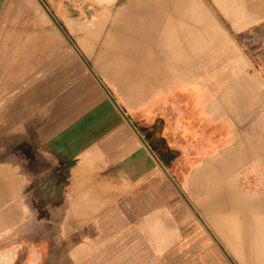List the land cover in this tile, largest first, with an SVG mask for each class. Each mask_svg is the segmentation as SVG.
<instances>
[{
    "label": "crops",
    "instance_id": "1",
    "mask_svg": "<svg viewBox=\"0 0 264 264\" xmlns=\"http://www.w3.org/2000/svg\"><path fill=\"white\" fill-rule=\"evenodd\" d=\"M65 1L0 0V254L18 247L17 264H224L231 242L264 243V194L235 185L243 163L264 173V73L236 22L243 6L183 0L189 12L201 3L209 32L176 15L179 46L152 72L170 78L191 64L189 78L162 88L145 80V48L114 34L129 30L139 45L170 0H126L114 26L113 4L125 0H105L90 23L61 14L54 3ZM195 145L206 151L196 166Z\"/></svg>",
    "mask_w": 264,
    "mask_h": 264
},
{
    "label": "rangeland",
    "instance_id": "2",
    "mask_svg": "<svg viewBox=\"0 0 264 264\" xmlns=\"http://www.w3.org/2000/svg\"><path fill=\"white\" fill-rule=\"evenodd\" d=\"M229 1L233 2L234 5L236 7H239L240 9H241L240 5L243 6L242 11L239 12L240 17L237 18L236 22L246 32L244 35H246L247 42H251V46H248L247 52L249 53L250 57H252V59L257 63L259 69L264 73V0H229ZM197 2H195L193 8L189 9L192 10L189 12L186 9L187 2L183 0H170L166 10L163 12L162 16L160 17V28L147 31L144 37L142 35L139 41L140 42L139 45L132 44L133 42H131L132 39L129 30L118 29L117 33L114 34L115 37L118 36L119 38H121L122 42L128 44L131 43V45L135 47L140 46L145 48V57L147 61L146 69H145V80L147 84L150 85V87L153 86L154 79H157L156 81H158L156 82V86L157 87L160 86L163 88L175 78H181L182 81L184 82H186V80L189 78V73L187 72V70L189 69L191 64L187 66L185 69H182L180 75L172 76L170 78L156 77L154 76L152 70L155 67H157L159 63L165 65V63L162 61V58L168 53L174 55L176 49L179 46V44H177L178 43L177 41L179 40L177 39V35L175 34V30H174L175 25H177V22H179V19L176 18V15H179L183 18L187 17L193 19L194 21L200 24V27L204 28V30L209 32V30L205 28L206 25L204 24V22H202L199 19V17H197L196 13H198L199 15L201 14L200 16L206 19V17L202 13L203 8L201 7V3L199 1ZM54 4H58L57 6H59L60 8L59 12L61 14H65L68 16H76L77 18L79 17V20L81 22L86 21L85 23H90L91 21H93L94 20L93 15L95 14L94 12L96 10H101L106 6L105 0H103V2H99V0H67L65 2H57V3L55 2ZM127 4L128 2H126V0L118 3L115 2L113 4L114 21L112 26H114L115 22L117 21V18L122 12L121 10ZM84 11L88 15L80 17ZM216 31L217 29L214 28L213 31L211 30L210 32L211 34L209 33L212 38L211 39L212 43L217 42L218 36L217 33H215ZM182 38L184 40L182 46L186 47L185 51H187L188 49L191 48L190 47L191 36L184 34L182 35ZM193 41L194 42H192V44L195 45L196 41L194 39ZM234 48L235 45L233 43L230 46L227 43V47H226L227 57L229 56L230 52L233 53ZM166 50L168 52H165ZM184 54L186 53L184 52ZM160 57L161 60L159 59ZM197 75L199 76L197 80L201 81L200 69L197 71ZM263 97H264V93H263ZM263 114H264V109H260L258 113V118L260 119L263 116ZM258 125H260V123ZM249 132L254 134L257 132V130L253 129L250 130ZM242 133L245 134L246 131L243 130ZM195 138L196 135L194 136V139ZM192 150L194 151L191 154V157H193L194 159L192 163L194 164V166L200 165L201 160L205 155L206 151H202L201 147H199L198 145L193 146ZM186 168L187 167L185 166V164L179 165V169L182 171L179 180L183 186H189L190 184H192L191 176L189 174L185 176ZM262 170L263 169L256 170L254 168V163H252L251 161L243 163L241 166V174L237 179H235V185L240 187V189L245 188V190L249 191L250 194L258 193V195H263L264 189L261 184V181L262 178H264V173L262 172ZM198 184H200V181L198 182ZM263 233H264L263 228L262 229L259 228V234H263ZM20 244L22 243L19 242L18 245ZM48 244L51 247V253L53 255V253L55 252V250L53 249H55L54 246L56 243L49 242ZM226 244H227L226 247L227 246L229 247L230 244L229 243ZM17 248L18 247L13 249L11 253H10V249L1 252L0 262L4 264H17V262H19V258L21 255L20 254L21 252ZM262 253H264V243L262 242L255 243L246 239L243 241H234L231 242V245L228 248V250H225L224 264H242L241 262L243 261L248 263L252 262L253 264L255 263L256 260L260 261ZM11 254L12 256L16 255V258H14L13 261H9V257ZM24 255H25V250L23 251V256ZM256 255L258 256L256 257Z\"/></svg>",
    "mask_w": 264,
    "mask_h": 264
},
{
    "label": "flooded vegetation",
    "instance_id": "3",
    "mask_svg": "<svg viewBox=\"0 0 264 264\" xmlns=\"http://www.w3.org/2000/svg\"><path fill=\"white\" fill-rule=\"evenodd\" d=\"M164 126L163 124V121H158L157 124H156V130H157V140L160 141L161 143H166L167 144V141H166V138H163L160 133H161V130H162V127ZM162 140V141H161ZM164 147V144L162 145L161 149ZM164 151V156L166 159L170 160L171 158H173L175 155H177L176 152H169L168 149ZM166 152V153H165Z\"/></svg>",
    "mask_w": 264,
    "mask_h": 264
}]
</instances>
